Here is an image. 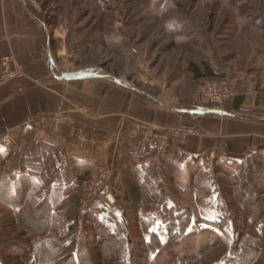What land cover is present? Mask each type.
Segmentation results:
<instances>
[{"label": "rangeland", "instance_id": "374dc122", "mask_svg": "<svg viewBox=\"0 0 264 264\" xmlns=\"http://www.w3.org/2000/svg\"><path fill=\"white\" fill-rule=\"evenodd\" d=\"M33 1L41 2L46 29L63 43L52 51L55 60L61 48L67 66L73 51L91 67L85 77L102 71L141 98L164 104L170 96L197 97L211 80L227 79L236 87L245 61H255L250 39H259L264 29V0ZM90 107L89 116L74 113L100 124ZM69 121L59 133L43 123L36 134L15 136L8 144L0 140V146L7 144L6 153L0 149V184L11 175L0 187L1 264H264V155L252 156L245 171L238 164L248 158L188 162L168 157L169 150L162 156L164 141L153 136L156 175L128 163L111 167L105 149L100 162L73 163L59 174L68 187H49L44 174L25 177L31 194H21L23 180L14 176L25 150L45 158L51 147L42 142L56 141ZM175 218L181 229L173 227ZM180 240L179 251H170Z\"/></svg>", "mask_w": 264, "mask_h": 264}, {"label": "crops", "instance_id": "0c3cea01", "mask_svg": "<svg viewBox=\"0 0 264 264\" xmlns=\"http://www.w3.org/2000/svg\"><path fill=\"white\" fill-rule=\"evenodd\" d=\"M27 1L0 0V61L15 54L27 68L25 78L0 88V140L7 139L8 144L15 136L28 137L33 131L36 134L37 125L48 124L47 119L59 110L69 111L70 121L56 141L42 142L51 147L45 158L30 157L31 153L22 146L26 149L25 160L14 176L15 180H23L21 194L30 182L25 177L42 178L44 174L49 187H68L59 174L73 163L84 167L85 162H100L99 155L105 149L111 167L131 164L151 172L156 159L153 136L164 141V131L179 124L196 122L203 134L185 145L172 143L168 157L188 162L203 158L210 162L224 158L244 162L264 153V29L259 39L251 37L255 61L250 66L245 61L234 96L221 112L200 103L196 95L175 99L170 96L166 99L169 103L164 104L148 95L146 100L141 98L139 91L114 82L102 71L98 72L100 75L85 77L91 67L78 61L79 54L73 51L65 66L61 48L57 49L56 60L53 55L52 51L63 43L46 29L49 23L43 20L46 13L42 12L41 2ZM54 69L64 71V77L56 75ZM78 104L92 106L94 118H99L100 124L77 117L74 110ZM127 111L131 117L124 119L123 112ZM124 122L128 124L126 131L120 129ZM7 144L0 146L4 153ZM8 177L0 187L11 181V175ZM37 193L39 196L43 192L39 189Z\"/></svg>", "mask_w": 264, "mask_h": 264}, {"label": "built area", "instance_id": "2783aa9c", "mask_svg": "<svg viewBox=\"0 0 264 264\" xmlns=\"http://www.w3.org/2000/svg\"><path fill=\"white\" fill-rule=\"evenodd\" d=\"M32 4L33 0H28ZM0 85L7 84L16 78L26 77L24 66L18 61L15 54H9L3 57L0 63ZM40 83H38L39 85ZM234 96V86L227 80H211L201 85L197 90V98L200 103L205 106L213 107L223 112L227 103ZM89 105L76 107L74 112H79L89 116L91 111ZM69 111L59 110L48 118V124L54 133H59L61 125L65 124L69 119ZM202 130L196 123L179 124L164 131V148H161L162 156L171 147L172 143L176 145H185L191 138L202 136Z\"/></svg>", "mask_w": 264, "mask_h": 264}, {"label": "trees", "instance_id": "16d2710c", "mask_svg": "<svg viewBox=\"0 0 264 264\" xmlns=\"http://www.w3.org/2000/svg\"><path fill=\"white\" fill-rule=\"evenodd\" d=\"M196 123V122H195ZM197 124V123H196ZM258 155H260V156H262V155H264V154H262V153H259V154H257V155H255V157L256 156H258ZM253 160L251 159V157L250 158H248L247 159V161L246 162H244V163H242V164H238L239 165V167L241 168H243L244 169V171H245V168H246V166H244V164L245 163H250V162H252ZM39 162V161H38ZM151 170V172L154 174V175H156V173H155V169H156V164L155 163H152V165H151V168H150ZM219 170H221L222 168L220 167V168H218ZM258 169H260V170H262L260 167L258 168ZM239 170H241V169H239ZM239 172H241V171H239ZM26 189H25V196H29L31 193V191H30V189H32V184H31V182H28L27 181V183H26V187H25ZM27 200H29V202H31L32 200H34V199H30V198H28ZM34 203H35V205L37 204V202H39V201H37V202H35V200L33 201ZM32 202V203H33ZM134 202H139V197L137 196V195H135V198H134ZM45 205H47V208L46 209H48V207H50L49 209H52V207L51 206H49L48 205V202L47 201H45ZM39 206V205H38ZM40 206H42V205H40ZM22 207H23V204H22ZM38 210L39 209H37L36 208V212H38ZM46 221H47V218H46ZM180 222V219L179 218H175V223L173 224V227H175V228H179V229H181V226H182V222H181V224L179 223ZM188 235V234H187ZM190 236H197V234H195V235H193V234H190ZM192 241V240H191ZM191 241H189V242H187L186 244H188V243H190V244H192V242ZM184 245V241H182V240H180V241H178V242H174V245L171 247L172 249L170 250V251H172V250H175V251H179V248L181 247V245ZM177 245H179V246H177ZM194 247V246H193ZM148 250H150L151 251V248H149ZM244 262H243V264H252V260H250V261H248V260H243ZM0 262H1V258H0ZM1 264V263H0ZM38 264H43V263H38ZM46 264H56V263H46ZM57 264H61V263H57ZM179 264V263H178Z\"/></svg>", "mask_w": 264, "mask_h": 264}, {"label": "bare ground", "instance_id": "6f19581e", "mask_svg": "<svg viewBox=\"0 0 264 264\" xmlns=\"http://www.w3.org/2000/svg\"><path fill=\"white\" fill-rule=\"evenodd\" d=\"M112 198V197H111ZM113 199V198H112Z\"/></svg>", "mask_w": 264, "mask_h": 264}]
</instances>
